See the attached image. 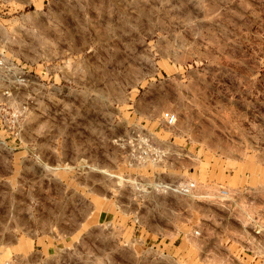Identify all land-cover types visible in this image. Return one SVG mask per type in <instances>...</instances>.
<instances>
[{
    "label": "rangeland",
    "instance_id": "rangeland-1",
    "mask_svg": "<svg viewBox=\"0 0 264 264\" xmlns=\"http://www.w3.org/2000/svg\"><path fill=\"white\" fill-rule=\"evenodd\" d=\"M262 157L264 0H0V264H264Z\"/></svg>",
    "mask_w": 264,
    "mask_h": 264
},
{
    "label": "built area",
    "instance_id": "built-area-1",
    "mask_svg": "<svg viewBox=\"0 0 264 264\" xmlns=\"http://www.w3.org/2000/svg\"><path fill=\"white\" fill-rule=\"evenodd\" d=\"M163 118H164V121H165V124L168 126V127H173L176 125L177 123V116L171 112H166L164 113L163 115ZM146 142V145L147 146H150L148 144L147 141ZM196 189V184L195 183H186V184H182L180 185V187L178 188V190H180V193H188L192 190H195ZM221 196L223 197V199L227 201H232L233 202V205L234 207H239V208H242L244 206H247L244 201L240 198L237 197V195H230L228 191H221L220 192ZM229 196H232L230 197L229 200H227L226 198ZM246 217H250L251 215L250 214H245ZM252 222L253 223H257L259 224V218L257 216H255L253 219H252ZM251 230H252V238L254 239V241H257V237L258 239L261 238L262 236H264V230L260 228L259 225L257 226H252L250 227ZM196 234H199V233H196ZM259 245V243H257Z\"/></svg>",
    "mask_w": 264,
    "mask_h": 264
},
{
    "label": "crops",
    "instance_id": "crops-1",
    "mask_svg": "<svg viewBox=\"0 0 264 264\" xmlns=\"http://www.w3.org/2000/svg\"><path fill=\"white\" fill-rule=\"evenodd\" d=\"M259 164L261 165V167L262 168H264V157H262V160H261V162H259ZM258 163H255V169H254V172L256 173V176H259V173H258V169H259V167H260V165H259ZM253 175H248V176H243V175H239L238 176V183L239 184H242V182L243 181H246V183H250L251 182V178H253L252 177ZM236 174H233V175H230V179L229 180H227V182H234L235 180H236ZM244 177L246 178V179H244ZM253 192H255L256 193V191H254L253 190ZM224 258V257H223ZM225 263V262H224ZM224 263H222V264H224Z\"/></svg>",
    "mask_w": 264,
    "mask_h": 264
}]
</instances>
